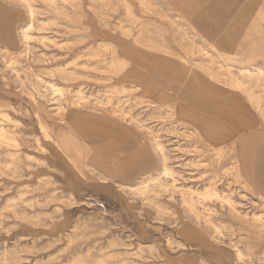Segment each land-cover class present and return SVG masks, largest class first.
I'll list each match as a JSON object with an SVG mask.
<instances>
[{
  "label": "rangeland",
  "instance_id": "obj_1",
  "mask_svg": "<svg viewBox=\"0 0 264 264\" xmlns=\"http://www.w3.org/2000/svg\"><path fill=\"white\" fill-rule=\"evenodd\" d=\"M263 64L264 0H0V264H264Z\"/></svg>",
  "mask_w": 264,
  "mask_h": 264
},
{
  "label": "crops",
  "instance_id": "obj_2",
  "mask_svg": "<svg viewBox=\"0 0 264 264\" xmlns=\"http://www.w3.org/2000/svg\"><path fill=\"white\" fill-rule=\"evenodd\" d=\"M243 133H249L256 139L264 138V129H249L244 130ZM238 149L241 152L240 166L243 181L254 195L264 197V146L258 148L256 154L252 155L242 150L240 142H238Z\"/></svg>",
  "mask_w": 264,
  "mask_h": 264
},
{
  "label": "bare ground",
  "instance_id": "obj_3",
  "mask_svg": "<svg viewBox=\"0 0 264 264\" xmlns=\"http://www.w3.org/2000/svg\"><path fill=\"white\" fill-rule=\"evenodd\" d=\"M32 12H33V11H32ZM138 34H139V33H138ZM141 36H142V35H141ZM137 37H138V36H136V38H137ZM136 38H135V39H136ZM143 38H145V36H144ZM147 39H148V38H147ZM147 39H146V40H147ZM137 40H138V39H137ZM139 40H140V39H139ZM148 40H149V39H148ZM149 43H150V42H149ZM158 44H159V43H158ZM158 46H159V45H158ZM162 46H163V45H162ZM193 46H195V44H194ZM167 48H168V46H167ZM203 49H204V48H202V50H203ZM206 50H207V49H206ZM175 51L177 52V50H175ZM193 52H194V51H193ZM134 53H135V52H134ZM165 53H166V52H165ZM171 53L174 54V52H171ZM126 54H127V53H126ZM208 55H209V54H208ZM244 55H245V54H244ZM204 56H205V55H204ZM216 56H217V55H216ZM207 57H210V56H207ZM211 58H212V57H211ZM131 59H132V58H131ZM204 59H205V58H204ZM207 59H208V58H207ZM212 59H213V58H212ZM214 59H215V57H214ZM133 60H135V59H133ZM250 60H251V59H250ZM128 61H129V60H128ZM135 61H137V60H135ZM211 62H212V61H211ZM213 62H215V61H213ZM252 62H253V61H252ZM247 63H248V62H247ZM259 63H260V61H259ZM199 64H201V63H199ZM203 64H204V63H203ZM213 64H214V63H213ZM240 64H241V63H240ZM250 64H252V63H250ZM206 65H207V64H206ZM241 65H242V64H241ZM263 65H264V64H263ZM203 66L208 68V66H205V65H203ZM209 66H210V64H209ZM212 66H213V65H212ZM219 66H220V65H219ZM229 67H230V66H229ZM253 67H254V66H253ZM255 67H256V66H255ZM261 67H262V66H261ZM207 68H205V69H207ZM212 68H213V67H212ZM212 68H211V69H212ZM221 68H222V67H221ZM223 68H224V67H223ZM217 70H218V69H217ZM224 70H225V69H224ZM224 70H223V71H224ZM210 71H211V70H210ZM221 71H222V70H221ZM221 71H220V72H221ZM223 71H222V72H223ZM226 71H227V70H226ZM218 72H219V71H218ZM222 72H221V73H222ZM214 73H215V72H214ZM223 74H224V73H223ZM229 74H230V72H229ZM210 75H211V74H210ZM216 75L218 76V74H215V77H217ZM227 75H228V74H227ZM228 76H229V75H228ZM259 76H260V75H259ZM235 77H237V76H235ZM255 77L258 79L257 81L259 82V78H258L257 76H255ZM220 79H222V78H220ZM243 79H245V78H243ZM217 80H218V79H217ZM246 80H247V79H246ZM254 80H255V78H254ZM260 80H261V79H260ZM240 81H241V80H240ZM240 81H239V80H238V81H235V83L238 84L237 87H239V88L241 87V85H240L241 82H240ZM242 81H243V80H242ZM247 81H248V80H247ZM255 81H256V80H255ZM261 81H262V80H261ZM243 82H244V81H243ZM251 82H253V81H251ZM247 83L249 84V81H248ZM254 83H255V82H254ZM256 83H257V82H256ZM262 83H263V81H262ZM232 84H234V83H232ZM250 84L252 85V83H250ZM263 84H264V83H263ZM253 85H254V84H253ZM260 85H261V84H260ZM242 86H243V85H242ZM248 86H249V85H248ZM262 86H263V85H262ZM254 87H255V85L253 86V88H254ZM256 87H257V86H256ZM244 88H246V86H245ZM249 88H250V87H249ZM240 90H241V88H240ZM248 90H249V89H248ZM255 90H256V89H255ZM257 90H260V89H257ZM252 91H254V90L252 89ZM260 91H262V90H260ZM244 92H245V91H244ZM257 92H258V91H257ZM262 92H263V91H262ZM260 93H261V92H260ZM251 94H252V93H251ZM258 95H259V93H258ZM262 95H263V94H262ZM250 96H252V95H250ZM259 96H260V95H259ZM247 97H248V96H247ZM255 97H258V96L255 95ZM255 97H254V98H255ZM248 99H249V98H248ZM248 99H247V100H248ZM250 100H251V99H250ZM259 100H260V99H259ZM259 100H257V101H259ZM254 102H255V100H253V103H254ZM259 102H260V101H259ZM261 102H262V101H261ZM253 103H252V105H253ZM263 103H264V102H263ZM255 105H256V103H255ZM257 105H258V104H257ZM262 105H264V104H262ZM258 107H259V106H258ZM258 107H257V108H258ZM259 108H260V107H259ZM263 108H264V107H263ZM260 109H262V108H260ZM260 112H261V110H260ZM262 116H263V115H262ZM249 122H250V121H249ZM197 131H198L197 126H195V128L192 130V132H196V133H198L199 131H198V132H197ZM146 157H148V155H147ZM149 160H150V159H149ZM149 160H148V161H149ZM143 165H144V164H143ZM136 171H137V170H136ZM166 171H167L166 168L163 169V171H162L161 173H159L158 176H157L156 178H153L152 181H156L158 178H159L158 180H161V178H160V174H163V175H164V174H166ZM133 174L135 175V173H133ZM239 174L241 175V172H239ZM241 177H242V175H241ZM135 180H136V179H135ZM161 181H162V180H161ZM161 181H160V182H161ZM160 182H159V183H160ZM243 182H244V181H243ZM153 183H154V182H153ZM156 183H157V182H156ZM244 183L246 184V182H244ZM160 184H161V183H160ZM211 194H212V193H211ZM214 195H215V194H214ZM223 200H224V199H223ZM253 215H254V214H253ZM246 217H247V216H246ZM248 217H249V216H248ZM259 217H261V216H259ZM260 223H261V222H260ZM257 224H258V223H257ZM212 225H214V224H212ZM252 225H253V224H252ZM263 225H264V224H263ZM214 227H215V226H214ZM214 227H213V228H214ZM252 230H253V229H252ZM255 231H256V230H255ZM257 232H258V231H257ZM237 253H238V256H239L238 258H241V255H242L243 252H241V250L237 249Z\"/></svg>",
  "mask_w": 264,
  "mask_h": 264
}]
</instances>
